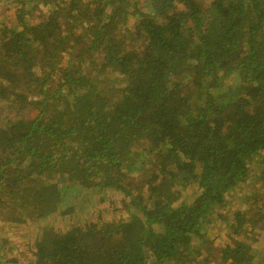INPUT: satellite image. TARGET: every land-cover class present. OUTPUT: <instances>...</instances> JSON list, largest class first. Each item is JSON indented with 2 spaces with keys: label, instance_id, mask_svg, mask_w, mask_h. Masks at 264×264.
<instances>
[{
  "label": "trees",
  "instance_id": "1",
  "mask_svg": "<svg viewBox=\"0 0 264 264\" xmlns=\"http://www.w3.org/2000/svg\"><path fill=\"white\" fill-rule=\"evenodd\" d=\"M0 107V264H264V0H0Z\"/></svg>",
  "mask_w": 264,
  "mask_h": 264
},
{
  "label": "rangeland",
  "instance_id": "2",
  "mask_svg": "<svg viewBox=\"0 0 264 264\" xmlns=\"http://www.w3.org/2000/svg\"><path fill=\"white\" fill-rule=\"evenodd\" d=\"M26 108H28V106H26ZM25 108V109H26ZM0 110H2V108L0 107ZM25 112H27L29 115H31V114H33L32 113V109H28V110H25ZM3 113H5V112H3ZM25 118H26V116H25ZM256 169H254L253 171H252V176H254L255 174H256V171H255ZM255 171V172H254ZM178 188H179V192H180V195H181V198H184L185 196H186V194L188 193V194H190V192H191V190H192V188L191 187H189L188 188V186H186L185 188L182 186V185H180V186H178ZM252 188V190L255 188V186L254 185H251V186H249V190ZM247 192V190L246 189H244V188H242V189H238V190H234V191H231V193H230V195H228L227 196V199L228 200H230V202L226 205V206H224L223 208H221V210L225 213L226 212V214H228V215H234V211L236 210V209H242L243 207H241V206H239L242 202H243V200H244V194ZM187 198V197H186ZM243 204V203H242ZM243 206V205H242ZM119 213H123L122 215H119V216H117V218H120V219H124L123 221H125V219H127L129 216H130V214H129V212L126 210V211H122V212H119ZM131 214H133V213H131ZM82 220V219H81ZM121 222V221H120ZM13 224H15V223H13ZM264 224V223H263ZM15 226V225H14ZM46 226V225H45ZM125 226V225H124ZM124 226H121L119 229H118V231H114L113 230V232L111 233L110 232V234H108V236H101V237H98V235H96L95 236V238H93L92 239V241H91V243L94 245V249L96 250V251H99L101 248H102V246H110L111 248H120V247H124L125 245H126V243H127V234H126V229L124 228ZM13 227V226H12ZM5 228V227H4ZM214 229H219L220 227H217V224H216V226L215 227H213ZM9 229V233H10V230H11V228H8ZM8 229H6V231L8 230ZM102 234V233H101ZM101 234H99V235H101ZM112 234V235H111ZM10 235H11V239L13 240V241H16V242H19V241H17V240H21V241H23V240H25L26 242H27V245L28 246H30V248H32V247H34V244H35V242L33 243V238H30L29 239V237L27 236V235H25V237L23 238L22 236H13L11 233H10ZM264 240V233H263V235H262V233H261V238L256 242L257 244H261L262 242H264L263 241ZM61 241V239L59 240V242ZM256 244V245H257ZM17 245H19L20 246V248H21V245H20V243L19 244H17ZM34 250V249H33ZM121 250V249H120ZM45 256H43V258H44ZM41 260H44V259H41Z\"/></svg>",
  "mask_w": 264,
  "mask_h": 264
}]
</instances>
